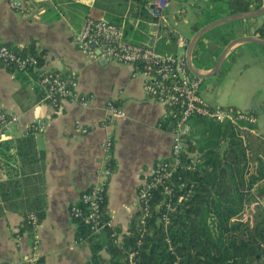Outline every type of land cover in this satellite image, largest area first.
<instances>
[{
    "label": "crops",
    "instance_id": "crops-1",
    "mask_svg": "<svg viewBox=\"0 0 264 264\" xmlns=\"http://www.w3.org/2000/svg\"><path fill=\"white\" fill-rule=\"evenodd\" d=\"M15 1L21 6L0 0V44L16 51L32 46L41 54L40 70L74 71L78 91L90 102L82 106L60 100L53 106L42 100L30 76L24 78L21 71L0 62V111L17 117L0 132V183L15 186L4 197L0 190V264H33L35 259L41 264H80L89 259L92 248L78 241L70 207L100 180L103 142L112 136L106 228L116 230L120 239L138 211L139 187L154 164L169 157L172 120L169 108L146 96L142 77L133 75L132 65L90 57L78 49L74 37L92 17L122 27L131 43L185 57L197 5L204 3L168 0L157 19L147 9L152 0ZM263 20L264 14L233 21L232 39L257 36L254 31ZM192 64L201 73L209 69ZM200 91L209 104L254 112L257 125L249 134L250 144L264 146L263 46L236 44L218 73L202 79ZM107 101L124 115L107 119ZM38 118L44 128L36 131L31 124ZM27 211L41 212L42 218L32 234L18 233ZM105 232L99 236L101 244Z\"/></svg>",
    "mask_w": 264,
    "mask_h": 264
},
{
    "label": "trees",
    "instance_id": "trees-1",
    "mask_svg": "<svg viewBox=\"0 0 264 264\" xmlns=\"http://www.w3.org/2000/svg\"><path fill=\"white\" fill-rule=\"evenodd\" d=\"M200 1L204 4L197 5L192 32L217 18L262 4V0ZM235 23L218 25L198 39L192 51L197 68L213 66L221 48L235 37ZM254 32L264 39V20ZM14 51L35 56L41 63V54L32 46ZM5 65L16 69L13 64ZM22 73L24 78L39 74L34 69ZM35 90L42 100L52 102L39 86ZM256 125L246 123V128H241L230 121L194 116L182 166L165 183L170 194L162 185L154 189L146 216L138 210L120 239L116 230L106 228L102 244L101 233L91 234L88 226L77 220V236L92 248L89 259L80 264H264V146H252L249 140ZM191 155L196 162L193 169H187ZM164 161L169 162V157ZM0 190L4 197L15 186L0 183ZM105 203L106 196L100 203L104 219ZM41 218V212H24L18 233L32 234ZM33 264L41 261L35 259Z\"/></svg>",
    "mask_w": 264,
    "mask_h": 264
},
{
    "label": "built area",
    "instance_id": "built-area-1",
    "mask_svg": "<svg viewBox=\"0 0 264 264\" xmlns=\"http://www.w3.org/2000/svg\"><path fill=\"white\" fill-rule=\"evenodd\" d=\"M167 3L168 0H152L147 9L152 16L160 19ZM10 5L20 7L21 3L10 0ZM74 41L78 49L90 57L132 65L133 75L139 74L142 77L146 96L169 108L172 120L169 162L158 160L138 189L137 209L144 216L148 214L149 200L154 189L162 185L165 193L170 194L165 183L173 171L182 166L181 158L186 153V139L192 130L194 116L200 115L220 122L230 121L240 124L241 128H246V123H256V116L248 111L209 104L201 95L202 79L191 74L184 55H162L152 47L131 43L126 39L122 27L115 23L89 17L75 35ZM0 62L13 64L18 71L25 73L28 69L37 70L39 74L36 78L31 76L32 81L43 90L46 99L52 100L48 102L51 105H58L60 100L77 102L82 106H87L90 102L88 95L78 91V79L74 71L40 70L35 56L18 54L6 44H0ZM106 108L107 119L124 115L112 101H107ZM16 121V116L0 111V132L7 130ZM43 128L44 121L40 118L31 124L33 130ZM112 146V136H108L102 144L100 180L81 192L70 207L71 217L86 224L91 234H100L107 226V221L102 217L100 203L106 196L108 179L112 172ZM191 158L187 169L194 168L196 159L193 155ZM78 241L85 239L79 237Z\"/></svg>",
    "mask_w": 264,
    "mask_h": 264
},
{
    "label": "water",
    "instance_id": "water-1",
    "mask_svg": "<svg viewBox=\"0 0 264 264\" xmlns=\"http://www.w3.org/2000/svg\"><path fill=\"white\" fill-rule=\"evenodd\" d=\"M264 14V3L261 5L259 8H256L254 10L246 11V12H240V13H235L231 15H227L224 17L217 18L213 21H210L203 26H201L196 32L193 33L191 38L188 41V44L186 45L185 49V60H186V65L191 72V74L195 75L196 77H199L201 79H207L220 70V67L222 65V62L227 55V53L236 45L239 43H253V44H258L264 47V39L259 38L258 36H241L235 39H232L229 41L224 47L222 48L220 54L218 55L215 63L213 64L212 67H210L205 73H201L197 71L193 64H192V51L198 41L206 32L211 30L212 28L222 25L225 23L237 21V20H242V19H247L255 16H259Z\"/></svg>",
    "mask_w": 264,
    "mask_h": 264
},
{
    "label": "rangeland",
    "instance_id": "rangeland-1",
    "mask_svg": "<svg viewBox=\"0 0 264 264\" xmlns=\"http://www.w3.org/2000/svg\"><path fill=\"white\" fill-rule=\"evenodd\" d=\"M251 132H254V131H251ZM261 203L264 205V200H261Z\"/></svg>",
    "mask_w": 264,
    "mask_h": 264
}]
</instances>
